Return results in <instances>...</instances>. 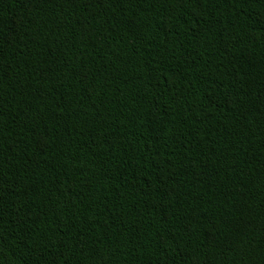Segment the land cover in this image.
Returning a JSON list of instances; mask_svg holds the SVG:
<instances>
[{
  "label": "trees",
  "instance_id": "obj_1",
  "mask_svg": "<svg viewBox=\"0 0 264 264\" xmlns=\"http://www.w3.org/2000/svg\"><path fill=\"white\" fill-rule=\"evenodd\" d=\"M0 264H264V0H0Z\"/></svg>",
  "mask_w": 264,
  "mask_h": 264
}]
</instances>
